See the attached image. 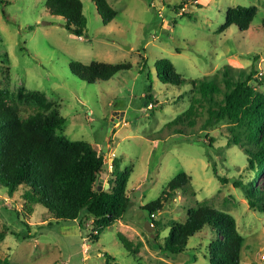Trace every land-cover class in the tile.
Listing matches in <instances>:
<instances>
[{
	"label": "rangeland",
	"instance_id": "1",
	"mask_svg": "<svg viewBox=\"0 0 264 264\" xmlns=\"http://www.w3.org/2000/svg\"><path fill=\"white\" fill-rule=\"evenodd\" d=\"M7 1L0 4V91L12 95L24 116L36 111L62 116L65 126L56 134L88 142L107 160L108 172L118 160L120 169L129 171L131 202L121 220L91 240V219L79 227L78 221L55 219L40 204L29 214L22 189L8 197L0 188V231H5L0 260L105 264L107 254L117 264H208L209 244L219 238L213 225H204L179 253L159 248L169 231L163 226L183 222L189 208L204 203L234 217L243 238L240 264H264V212L249 208L245 199L243 184L251 170L243 149L229 143L230 125L206 124L208 115L201 111L193 126L167 127L188 107L191 86L162 84L154 69V62L165 58L185 78L203 79L225 65L248 70L253 62L264 73V0H107L117 14L106 25L93 0H80L86 18L81 37L64 28L63 17L48 13L43 0ZM236 6L256 7L248 29H222L226 10ZM70 60L129 63L130 68L87 83L70 72ZM146 93L153 97L147 107ZM182 171L190 182L153 215L163 225L145 230L149 220L142 206ZM107 178L101 175V187ZM24 221L31 225L32 237L26 239Z\"/></svg>",
	"mask_w": 264,
	"mask_h": 264
},
{
	"label": "trees",
	"instance_id": "2",
	"mask_svg": "<svg viewBox=\"0 0 264 264\" xmlns=\"http://www.w3.org/2000/svg\"><path fill=\"white\" fill-rule=\"evenodd\" d=\"M93 2L104 25L116 17L117 12L107 0ZM4 3L8 1L0 0V4ZM43 7L51 15L63 17L64 28L75 37L84 34L86 18L80 0H43ZM178 7L181 8V4ZM255 14V6L228 8L222 29L235 25L240 30H247ZM262 24L264 27V19ZM256 59L257 56L253 61ZM68 67L80 80L94 83L109 80L117 72L129 69L130 64L97 61L85 64L70 60ZM142 67L145 68L146 63ZM154 69L162 84L181 87L187 83L191 86L188 107L165 124L167 127L185 123L193 126L201 111L208 115L206 124L224 122L230 125L232 136L229 143L243 149L247 169L251 170L248 181L243 184L245 199L249 208L264 212V91L261 89L264 73H259L253 62L248 70L225 65L203 79L185 78L165 58L156 60ZM186 93L177 95L178 99ZM143 98L147 100L145 107L153 100L150 93ZM65 122L56 112L36 111L24 116L12 95L0 91V188L8 197L22 189L23 208L29 214L34 205L40 204L55 219L78 221L79 227L83 226V220L91 219L89 237L97 240L100 231L121 220L130 205L126 192L129 171L120 169L119 161L114 159L112 170L108 172L104 156L88 142L58 136L56 131L62 130ZM209 140L213 141V138ZM104 173L108 174L109 187L98 190V181ZM218 179L226 182L222 177ZM189 182V176L179 172L167 182L155 200L142 206L148 213L150 224L155 228L163 225L153 215L163 210L175 192ZM240 185L242 183L238 182L237 186ZM23 224L27 231L22 234V239L32 237L31 225L25 221ZM204 225L216 227L219 236L209 244L208 264H240L243 238L237 231L234 217L204 203L189 208L183 222H167L163 227H168L169 231L163 247L159 248L171 254L183 251L188 239ZM4 236L5 231H0V242ZM104 256L105 264H117L109 255ZM0 264H9L8 258L0 260Z\"/></svg>",
	"mask_w": 264,
	"mask_h": 264
},
{
	"label": "water",
	"instance_id": "3",
	"mask_svg": "<svg viewBox=\"0 0 264 264\" xmlns=\"http://www.w3.org/2000/svg\"><path fill=\"white\" fill-rule=\"evenodd\" d=\"M115 120V119H114ZM109 135V134H108ZM104 149L106 148V142H104ZM107 162V160L106 159H104V163H106ZM102 179L100 178L99 179V181H98V190H101V185H102ZM109 187V184L108 183H105V185H104V189H107ZM150 222L149 221H147L146 222V224H145V226H144V228H145V230H147V231H150L151 229H152V227H150Z\"/></svg>",
	"mask_w": 264,
	"mask_h": 264
},
{
	"label": "crops",
	"instance_id": "4",
	"mask_svg": "<svg viewBox=\"0 0 264 264\" xmlns=\"http://www.w3.org/2000/svg\"><path fill=\"white\" fill-rule=\"evenodd\" d=\"M104 183H106V180L104 179Z\"/></svg>",
	"mask_w": 264,
	"mask_h": 264
}]
</instances>
